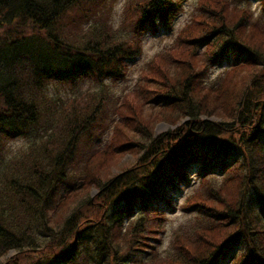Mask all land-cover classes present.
Returning a JSON list of instances; mask_svg holds the SVG:
<instances>
[{"label":"trees","instance_id":"16d2710c","mask_svg":"<svg viewBox=\"0 0 264 264\" xmlns=\"http://www.w3.org/2000/svg\"><path fill=\"white\" fill-rule=\"evenodd\" d=\"M115 1L0 0V154L11 139L28 136L33 128L46 131L41 142L15 158L19 173L9 190L14 196L0 197V264H18L28 250L37 256L29 264H221L231 253L234 264H264V135H259L264 133V24L233 0H199L191 25L148 62L143 79L126 94L107 96L101 89L82 97L51 95L53 81L72 80L74 86L127 75L143 50L137 34L129 42L112 27ZM181 6L179 0H128L120 26L134 29L158 11L170 24ZM228 48L252 54L208 85L207 64ZM242 69L247 79L238 90ZM108 110L112 130L106 147L79 155L86 129ZM214 116L223 120H208ZM185 119L190 122L184 125ZM161 121L177 127L157 134ZM238 122L252 130L247 138L231 134L216 145L198 138ZM207 146L214 151L202 156L203 187L189 203L209 222L177 231L173 251L161 254L151 235L163 229L164 215L151 208L158 191L150 179L158 174V186L175 188L189 179V162ZM235 146L242 152L221 164L224 184H219L211 178L216 165L210 158ZM126 154L144 164L150 160L148 178L138 174L140 165L112 171L117 157ZM59 168L81 174V182L62 194L48 191L51 175L67 178ZM217 185L216 192L203 194ZM92 186L98 190L94 197ZM87 205L101 206L105 214L78 224L74 216ZM136 209L148 214L126 223L124 217ZM12 249L17 257L8 255Z\"/></svg>","mask_w":264,"mask_h":264},{"label":"rangeland","instance_id":"374dc122","mask_svg":"<svg viewBox=\"0 0 264 264\" xmlns=\"http://www.w3.org/2000/svg\"><path fill=\"white\" fill-rule=\"evenodd\" d=\"M127 1L116 0L113 3L112 12L110 13L113 21L112 27H114L115 30H119L117 35L121 37L122 40H127L129 42L134 41L131 36H136V34L138 35V37H140L139 44L141 45L143 51L134 59H132L128 68L129 70L127 75L124 78L118 79H111L109 77H106L105 79H101V81H97L96 79L95 81L85 79L83 82L74 86H72V83H74L72 80H67V84L59 81H53L49 90V93L51 95L53 94L64 98L74 96L82 97L86 94V92L93 93L95 90L99 91L101 89L104 90L101 93H107V96L113 95L115 97H118L126 94L128 90L136 87L138 85V82L143 79V70L147 67L148 62L154 59L153 57L159 52L167 51L179 36V31H182L183 29L185 30L188 25H191L193 19L199 14L198 10L200 7L199 0H179L182 3L181 10L178 12V15L174 18L173 21H171L170 24L165 23L162 14H160V12L158 11L153 14V16L142 19L139 24H135L134 29L132 26L130 30L127 29L124 31V29L120 26V22L123 18L122 12L124 3ZM233 1V4L236 2L240 6L250 9L252 13H254V19H256L260 24H264V0ZM202 42L203 41H200L198 44ZM204 49L205 47H202V51ZM239 52L242 53L234 52L228 48V51L226 53H223L222 56H216L215 62H212V64H207L208 69L205 73V77L208 85L220 81L223 78L225 72L232 68L234 64L238 63L245 57L251 56L252 54L247 50ZM262 63L264 64V60H262ZM258 69H260V67ZM246 74V69H242V71L240 70V72L237 74L235 82L236 84H238V90L242 87L241 85L245 83L247 79ZM249 89L250 91H254V86L250 85ZM260 96L264 98V94H261ZM107 105L109 106V104ZM102 114L103 115L98 118L99 121L90 124L89 128L86 129V132L84 133L81 141L82 143L80 145V149H78L79 155H87L88 153L96 152L106 147L105 145L110 138V133L112 130L108 117L109 115L111 116V113L108 110ZM204 117L206 118V116ZM186 120L187 119H185V122H183L184 125L190 122V120ZM208 120L219 122L223 120V117L214 116L210 117ZM176 127L177 125H170L164 121H161V123L156 126L155 130L157 134H161V132L169 131L175 129ZM233 129H235V133H233ZM233 129L226 130L220 133L215 132V134L209 132L206 133V131H204V133L199 134L200 136L198 138L202 140L206 139V141H209L210 143L216 145V142L231 140V134L234 135L235 138L241 137L244 139L252 133V130L249 127L244 128L240 122L236 123ZM45 134L46 131L42 130L39 132L35 127L32 129V132L28 136L16 137L6 143V151L0 154V197L14 196L12 191L9 190L11 185L10 180L13 178L16 179L19 173V171H17L16 169V165H18V163L16 162L15 158L19 154L30 151L29 148L39 142ZM259 135H264V133H259ZM195 138L196 137H194V139ZM188 142L189 146H194V144H192L190 141ZM210 143L205 142L206 145H209ZM239 146H235V150H232L228 147L224 152L217 151L218 153H215V159L213 158V156L212 158H210V162L211 159H213L212 162L216 165L211 172L212 174L216 173V176H211V178L215 181L218 180L219 184H224V181L220 183L224 179L222 173H220L222 171L221 164H223L224 161L231 160L233 157L235 158L236 156L240 155L242 150L240 148L241 146ZM210 149L211 146H207L205 150L202 151L203 154L200 153V156L195 161L189 162V179L178 182L173 189L171 188L172 186L170 183H168L167 186L165 184L163 188L160 187L162 184L158 186L157 182L160 184L158 179H161V176L158 174L153 175L152 179L149 178L152 182L149 183V185L151 187L157 188L156 190L161 193L160 197L157 196L156 193H153L154 197L158 199H155L151 205V208L158 210V213H162L164 215L160 216L164 219L161 220L162 225H159L163 226V229H159L156 235H153V233L155 232L152 230L153 232L151 235L152 240L155 242V244L158 243L157 247L161 254H167L168 252L173 251L172 242L177 231L193 229L194 227H197L201 221L204 224H208L209 222V220L207 221L205 219H199L196 207L190 206L191 204L189 203V201L192 197L194 198L196 196L195 192H198L203 187H200L201 174L199 171V166L202 164V161L205 160V156L203 158L202 156L208 153V151H214V149ZM156 158L157 157H152V160H155ZM149 163V159L144 164V161H141L140 163L139 160L133 158V155L126 154V156H124L123 158L117 157L116 161L112 164L113 168L111 169L115 173H119L121 167L140 165L138 174L141 178L143 176L144 178H148L147 175L150 174V172H148V168H150ZM141 164L146 166L145 171L144 168L141 171ZM208 168L209 165H206L204 169L207 170ZM111 169H103L102 172L108 173ZM59 170H64L66 173L68 172V174L65 176L67 178L63 181L59 180V177L55 178L51 175V177L48 179L49 192H58L62 194L64 191H67V188L69 186L71 187L73 185H78L81 182V174L77 169L68 170L67 168H59ZM218 187V185L214 186L209 191L203 189L202 192L203 194H206L207 192H216V189H218ZM35 188L40 191L37 183H35ZM97 193L98 190L92 186V197L96 196ZM116 198L117 197H112L111 200L113 199V202L117 203L118 199ZM101 213L105 214L103 207L100 206L98 208V206L87 205L84 208L80 209L79 212H77L76 217L74 216V221L78 224L84 225V223L86 222L85 220L90 221L91 219H99L102 215ZM154 213H151V219H155ZM147 214L148 213L145 211L136 209L135 212H133V216H125L124 220L126 223H129L131 219H133V217L137 218ZM60 225H58L56 228H58ZM77 242L78 236L76 234L73 240L74 246H78ZM18 254L19 253L17 252V250L12 249L8 255H14L17 257ZM22 257L24 259L18 264H29L37 256L36 252L28 250ZM6 258L7 257L3 259L4 262L6 261ZM7 264L14 263L7 261ZM221 264H234L232 253L229 254L226 258H222Z\"/></svg>","mask_w":264,"mask_h":264}]
</instances>
